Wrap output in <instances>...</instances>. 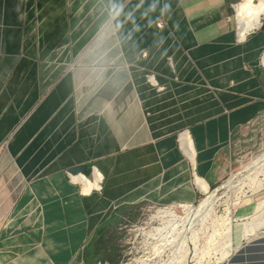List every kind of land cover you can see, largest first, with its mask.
I'll return each instance as SVG.
<instances>
[{
	"label": "crops",
	"instance_id": "crops-1",
	"mask_svg": "<svg viewBox=\"0 0 264 264\" xmlns=\"http://www.w3.org/2000/svg\"><path fill=\"white\" fill-rule=\"evenodd\" d=\"M242 1L0 0V264H109L123 206L230 176L264 116V17L242 40ZM93 165L85 194L66 171ZM218 264H264V231Z\"/></svg>",
	"mask_w": 264,
	"mask_h": 264
},
{
	"label": "rangeland",
	"instance_id": "rangeland-1",
	"mask_svg": "<svg viewBox=\"0 0 264 264\" xmlns=\"http://www.w3.org/2000/svg\"><path fill=\"white\" fill-rule=\"evenodd\" d=\"M263 152L264 116L239 133L234 175L213 190L218 192L209 207L194 213L181 205L141 203L121 211L123 221L113 232L120 264L220 263L245 229L264 228Z\"/></svg>",
	"mask_w": 264,
	"mask_h": 264
},
{
	"label": "bare ground",
	"instance_id": "bare-ground-1",
	"mask_svg": "<svg viewBox=\"0 0 264 264\" xmlns=\"http://www.w3.org/2000/svg\"><path fill=\"white\" fill-rule=\"evenodd\" d=\"M243 1H242L243 3L241 5L239 4L240 6L238 5L237 10H236L237 11V22H238V25H239V33H240V38L242 40L246 37L247 34H249L250 32L254 31L255 29H257V28H259L261 26L262 21H263L262 17H264V0H243ZM263 62H264V57H263ZM153 80L154 79H152V81ZM184 146H185V148H188L186 144H184ZM76 180L77 181H82L84 183L83 193L87 194V193H90V191L92 189L99 188V184L102 181V176L99 173H97V174L94 175V179L93 180H91V179H89L87 177H84V176H80ZM199 186L204 191V193L205 192L207 193L205 195V196H207V198L205 199L203 204L196 205V206L190 205V204H182L181 207H186L189 211L194 212V213L195 212H199L198 210L201 211V210L209 207V205L215 199L214 198L215 193L218 192V191H216V192H213V190L209 191L210 188H208V185L202 180H199ZM218 188L219 187H217L214 190H217ZM173 211H175V210H173ZM163 212H165V211H163ZM173 214H174V212H173ZM253 225H251V226H253ZM262 231H264V228L260 229V230H257V229H245L243 235L242 234H241L242 236L240 235L241 238L238 239L237 242H235L229 248V250H227V252L222 256L221 261H223L225 259L227 260V258L230 256L232 251L235 248H237L244 240H247V239H249V238H251L253 236H256L257 234H259Z\"/></svg>",
	"mask_w": 264,
	"mask_h": 264
},
{
	"label": "trees",
	"instance_id": "trees-1",
	"mask_svg": "<svg viewBox=\"0 0 264 264\" xmlns=\"http://www.w3.org/2000/svg\"><path fill=\"white\" fill-rule=\"evenodd\" d=\"M128 207L127 206H123L122 209L118 210L116 212V215L113 217V219L115 220L116 219V223H119L121 221H123V213L121 211L127 209ZM116 231V230H115ZM114 232V231H113ZM113 232H112V238H111V241H108V243H112L111 247L112 248V252L109 253V255L105 256V257H102L101 259H97L96 261H100V262H104V261H108L109 264H120L122 261V257L120 258L118 253H119V245L118 243H113V240H114V236H113ZM102 240V241H101ZM103 240H104V236L100 239L101 243H99V247L100 249L103 248ZM114 250H116V255L114 256ZM87 260H88V257H87ZM89 262V260H88ZM92 262V261H91Z\"/></svg>",
	"mask_w": 264,
	"mask_h": 264
},
{
	"label": "built area",
	"instance_id": "built-area-1",
	"mask_svg": "<svg viewBox=\"0 0 264 264\" xmlns=\"http://www.w3.org/2000/svg\"><path fill=\"white\" fill-rule=\"evenodd\" d=\"M237 28H238V31H239V27H238V25H237ZM152 79H155L154 75H148V81H150V82L153 84ZM153 85H156V86H157V83H156V84H153ZM97 173L100 174V172L98 171L97 167H96L95 165H93V166L91 167V171H90L89 174H87V173H82V172L74 173V172H72V171H70V170H67V171H66V176H67L68 181H69L70 183H73V184L79 186V188L82 190V187L84 186V183H83L82 181H77L76 179H77L78 177H80V176H84V177L90 178V179L92 180V179H94V175L97 174ZM102 182H103V181H102ZM102 182H101V184H100L101 186H100L99 189H98V188H94V189H92V190L90 191V193H92V192H94V191H101V190H102Z\"/></svg>",
	"mask_w": 264,
	"mask_h": 264
},
{
	"label": "water",
	"instance_id": "water-1",
	"mask_svg": "<svg viewBox=\"0 0 264 264\" xmlns=\"http://www.w3.org/2000/svg\"><path fill=\"white\" fill-rule=\"evenodd\" d=\"M72 172H74V173H77V172L85 173L86 172V169L85 168L78 167V168L73 169Z\"/></svg>",
	"mask_w": 264,
	"mask_h": 264
},
{
	"label": "clouds",
	"instance_id": "clouds-1",
	"mask_svg": "<svg viewBox=\"0 0 264 264\" xmlns=\"http://www.w3.org/2000/svg\"><path fill=\"white\" fill-rule=\"evenodd\" d=\"M164 8H165V9L169 8V5H167V4H166V5H164Z\"/></svg>",
	"mask_w": 264,
	"mask_h": 264
}]
</instances>
